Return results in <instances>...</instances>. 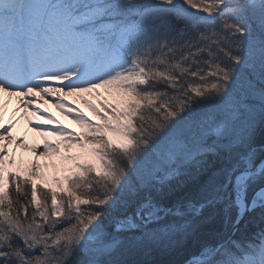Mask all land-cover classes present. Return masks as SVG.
<instances>
[{
	"label": "snow or ice",
	"instance_id": "obj_1",
	"mask_svg": "<svg viewBox=\"0 0 264 264\" xmlns=\"http://www.w3.org/2000/svg\"><path fill=\"white\" fill-rule=\"evenodd\" d=\"M101 89L81 96L96 123L63 100ZM5 96L0 264H151L126 257L189 239L182 264H264V0H0ZM12 97L29 124L57 98L83 130L41 114L57 127L33 131L59 140L23 175ZM50 148L66 165L56 188ZM206 209L223 228L199 235Z\"/></svg>",
	"mask_w": 264,
	"mask_h": 264
},
{
	"label": "bare ground",
	"instance_id": "obj_2",
	"mask_svg": "<svg viewBox=\"0 0 264 264\" xmlns=\"http://www.w3.org/2000/svg\"><path fill=\"white\" fill-rule=\"evenodd\" d=\"M81 96L86 97L89 100L98 101L100 97H88L85 94H72L68 96H64V101H69V105L78 107L82 112L87 113L88 111L86 108L81 104ZM8 98L5 96L3 98H0V103H3L4 100H7ZM57 102V98L53 97H43L42 99L38 100L36 103L30 105L29 111H38L37 115L32 117V124H29L27 122V119L21 118V113H16L15 116H13V109L17 105V98L12 97L11 102L8 103L7 107L3 110V122L5 125L10 120L16 121V126L12 129V135L13 137H17V141H20V138L23 137L24 143L27 145V148H16V165L15 168L19 169L22 173L24 172L23 169L28 167L31 163V161L39 154V150H43V145L45 139L50 140L53 144H56L58 140L53 136L44 137L39 135L37 132L33 131V128L40 126L43 129H52L57 127L55 124H41L40 122L46 119V115L41 114H50L52 117H55L56 120L61 122L62 120H69L68 116L64 112H61L59 109H57L54 105ZM61 119V120H60ZM15 146V143L9 147V155ZM60 150L63 146H65L64 142L59 143ZM35 149V151H33ZM49 151H52L50 148ZM72 150H69V154H71ZM62 154V153H60ZM60 154H57L55 152L48 153L47 156L40 155V164L42 166L46 165V167L43 168V171L45 173V177L52 178L55 174H60L61 176L64 175V172L62 169L65 167V164L61 162L60 160ZM66 155V154H65ZM13 166V167H14Z\"/></svg>",
	"mask_w": 264,
	"mask_h": 264
},
{
	"label": "trees",
	"instance_id": "obj_3",
	"mask_svg": "<svg viewBox=\"0 0 264 264\" xmlns=\"http://www.w3.org/2000/svg\"><path fill=\"white\" fill-rule=\"evenodd\" d=\"M211 210L206 209L202 214L201 222L198 226V234L203 235L212 230H220L223 228V221L220 216H215L211 219H208L209 213ZM247 220V217H246ZM245 223L242 222L241 229L245 228ZM247 227L249 231L254 230L253 224H248ZM239 235V234H238ZM197 250V245L194 239H189L183 245L165 249V248H156L153 249L149 254H137L128 256L126 258L133 260H145L150 261L151 264H182V262L187 259L188 255L193 251Z\"/></svg>",
	"mask_w": 264,
	"mask_h": 264
},
{
	"label": "rangeland",
	"instance_id": "obj_4",
	"mask_svg": "<svg viewBox=\"0 0 264 264\" xmlns=\"http://www.w3.org/2000/svg\"><path fill=\"white\" fill-rule=\"evenodd\" d=\"M100 92H101V94H102V96L100 97V99L101 98H107V94L104 92V90L103 89H101L100 90ZM85 95L86 96H88V97H96V94L95 93H85ZM110 99V98H109ZM94 104L95 103H98V101L96 100V101H93V100H91ZM66 104H68L69 105V101H64ZM81 104L86 108V110L88 111L87 113H85V115L89 118V119H91L94 123H96V122H98V118L91 112V110L90 109H88L87 107H86V105L83 103V101L81 100ZM72 107H74V108H78V107H75V106H72ZM84 113V112H83ZM68 118H69V120H62L61 122H60V125H63V126H66L68 129H70V130H72V131H75V132H77V133H80V132H82L83 130L81 129V127L78 125V124H76V123H74V120H73V117L72 116H68ZM61 120V119H60ZM14 138V143H15V146H16V144L17 143H19V141L18 142H16L17 141V137L16 136H14L13 137ZM57 140H59V138H57V137H55ZM25 144V143H24ZM14 146V147H15ZM19 148H24L23 146H21V147H19ZM69 150H72L71 151V154H77V153H79L80 152V150L78 149V148H76V147H72L71 149H66V147L65 146H63L62 148H61V150H60V153H62V154H69L68 152H69ZM40 152H42V150H39V152H37V154H40ZM52 151H48V153H51ZM12 154V151L10 152V155ZM66 166V165H65ZM11 170L12 171H17V170H19V169H17V168H15V166L13 167L12 166V168H11ZM21 174L23 175V174H25L24 172L22 173L21 172ZM58 175H60V174H58ZM55 176H57V174H55L54 176H52V178L50 179V178H46L45 177V180L43 181V183L45 184V187H53V188H56L57 187V185H56V183H55V181H54V177ZM42 181H38V183H41Z\"/></svg>",
	"mask_w": 264,
	"mask_h": 264
}]
</instances>
